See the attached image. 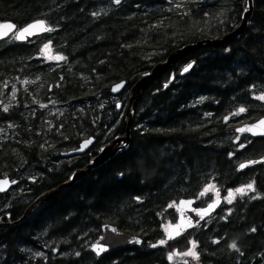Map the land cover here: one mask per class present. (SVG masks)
Masks as SVG:
<instances>
[{"label":"trees","instance_id":"16d2710c","mask_svg":"<svg viewBox=\"0 0 264 264\" xmlns=\"http://www.w3.org/2000/svg\"><path fill=\"white\" fill-rule=\"evenodd\" d=\"M103 5L0 0V21L19 28L43 19L52 27L31 42L0 41V177L17 179L10 191L28 185L9 201L10 192L0 195V217L11 223L0 229V264H264V165L237 171L264 155V138L233 133L264 115V0H253L245 33L229 47L200 49L143 92L132 108L128 151L12 224L125 133L128 93L142 75L183 45L230 33L246 10V0ZM48 54L58 59L50 63ZM89 138L84 154L60 162ZM248 184L254 190L236 192L194 229L165 241L180 199L203 206ZM105 224L141 238V246L94 255L88 245ZM189 249L195 259L174 257Z\"/></svg>","mask_w":264,"mask_h":264},{"label":"water","instance_id":"95a60500","mask_svg":"<svg viewBox=\"0 0 264 264\" xmlns=\"http://www.w3.org/2000/svg\"><path fill=\"white\" fill-rule=\"evenodd\" d=\"M252 14H253V0H246V10L243 13L242 21L240 25L237 28H235L233 31L219 38L203 39L195 43L183 45L181 48H178L172 51L165 58V60L160 61L157 64H155L151 68V70H149L146 74L142 75L134 83V85L129 90L127 104H126L125 112H124V117L126 119V130L122 136H117L118 138L124 137L126 140L125 147L127 148L123 152L128 151L129 146H130L129 136H130V124H131V118H132V108L141 100L143 92H145L156 80L164 76L172 68V66L176 65L178 62L182 61L186 57H189L190 55L199 51L200 49L202 48L220 49V48L229 47L235 40L239 39L245 33L247 26L252 19ZM4 24H11L14 27L11 30L6 29V28H0V41L13 35L15 40L19 43L31 42L35 40L36 38L51 31V30L47 31L44 29H52V27L43 19H37V20L31 21L28 24L22 27H19V28L11 21H0V25H4ZM33 24H37V25L42 24L43 28L38 26L34 29H30L29 32L24 33L23 36H20V33L22 32L23 29L28 28L29 25H33ZM193 65H194L193 62L186 64L183 67L180 74L182 75L187 74L189 70L193 67ZM185 68H188V71H185ZM124 86H125L124 82L114 85L111 88V95L114 97L117 96L122 91ZM255 122L242 123L233 129V133L237 135H246L251 138H264V134L245 133L246 130H245L244 125L253 124ZM241 129H244V131H241ZM117 137H114L110 139L108 142H106L105 144H103L99 148V150L103 148L107 143H110L113 139ZM93 143H94V138L83 140L79 144L77 149L71 150L67 153H63L62 155L68 158L72 156L82 155L91 147ZM110 149H111V154H109L107 157H104V158L97 157L98 151H99L98 150L97 154L89 161V163L86 166L73 171L69 175V178L67 179L66 182H64L63 184L59 185L58 187L50 191L43 193L38 198H36L33 201V203L26 209V211L24 212V215L18 221L12 224H16V223L23 221L25 218L29 216L32 210L36 208L38 205L52 200L61 189L65 187H72L74 184L80 182L91 171L96 170L100 168L101 166L105 165L107 162H109L111 159H113L119 154V153L116 154V150L112 148ZM241 164L246 165V167H244L243 169L251 165H264V155H262L261 157L257 159L248 160V161H244L240 163L237 166V171L243 170L240 168ZM3 181H7V184L0 183V187H3L4 189L3 191H0V195L9 193L10 190L18 182L17 179H13V178L6 177V176L0 177V182H3ZM222 202H223V197L221 195L213 199L212 201L208 202L204 206H195V203H196L195 198L180 199L177 202V206H176V221L166 226L165 240L167 242L174 241L177 238H179L184 232L194 229L198 224L204 222L208 217H210L218 209V207H220ZM182 203L183 205H181ZM178 205H179V208H178ZM210 205H212V207H209ZM197 211H200L201 213L195 214L194 212H197ZM8 218H9L8 215L0 217V229L8 225H11V223H6L2 221L3 219H8ZM180 218H181V221H180ZM167 227H169V229ZM141 244H142L141 238L135 235L128 234L122 231L121 229H119L115 225L105 224L101 227V234L96 239H94L92 242H90V244L88 245V250L96 256H101L115 249L136 248V247H140ZM100 249H103V251H100ZM98 251H99V255L97 254Z\"/></svg>","mask_w":264,"mask_h":264},{"label":"bare ground","instance_id":"6f19581e","mask_svg":"<svg viewBox=\"0 0 264 264\" xmlns=\"http://www.w3.org/2000/svg\"><path fill=\"white\" fill-rule=\"evenodd\" d=\"M263 117V116H262ZM260 117L261 119H257L253 122V124H245V130L246 132L245 133H252V134H262L264 133V125L261 124V121H264V117L262 118ZM243 126V127H244ZM130 138V136H129ZM128 144V143H127ZM126 145V140L124 137H121V138H115L113 139L110 143H107L103 148H101L99 151H98V156L99 158H104V157H107L109 154H111V149H114L116 150V154L117 153H121L123 151L126 150L127 147H125ZM94 160V159H93ZM92 160V161H93ZM183 205V203L181 204ZM178 208H179V205H178ZM195 214H200L201 212L200 211H197V212H194ZM180 221H181V218H180ZM179 221V223H180ZM169 229V227H167Z\"/></svg>","mask_w":264,"mask_h":264},{"label":"snow or ice","instance_id":"6c2138e0","mask_svg":"<svg viewBox=\"0 0 264 264\" xmlns=\"http://www.w3.org/2000/svg\"><path fill=\"white\" fill-rule=\"evenodd\" d=\"M116 2L119 3L120 0H116ZM38 26L41 27V28H43V25H42V24H41V25H37V24L29 25L28 28H25V29L22 30V32L20 33V36H23L24 33H28L30 29H34V28H36V27H38ZM13 27H14V26L11 25V24L0 25V28H6V29H9V30H11ZM44 30L50 31L51 29H44ZM45 47L47 48V45H46ZM61 59H62V58H61ZM189 67H190V66H189ZM185 71H188V68H185ZM114 90H115V89H114ZM258 99H260V100H264V96H260V97H258ZM239 111H240V112H243L244 109L241 108ZM261 124L264 125V121H261ZM241 131H244V129H241ZM254 134H255V133H254ZM262 134H264V133H262ZM89 142H90V141H89ZM244 167H246V165H244V164H241V165H240V168H241V169H243ZM0 183H2V184H7V181H3V182H0ZM210 187H214V186H210ZM3 190H4L3 187H0V191H3ZM208 190H209V189L206 188V189L204 190V192L201 193V195H204V193H206ZM247 190H248V191H252V190H254V188H253V184H248V185H247ZM236 192H238V193H240V194H245V189H244V188H239V189H236ZM231 195H232V193H229V196H231ZM230 202H231V200H229V203H230ZM170 207H171V205H170ZM209 207H212V205H210ZM253 231H255V229H253ZM169 238H171V237H169ZM160 243L163 244V243H165V241H161ZM154 246H155V245H154ZM230 247L233 248V249H236V244H235V242H233L232 245H230ZM194 248H195V244H193V249H194ZM236 250H238V249H236ZM100 251H103V249H100ZM97 254L99 255V251L97 252ZM77 255H79V254H77ZM185 255H191V256H193L194 258H196V256H197V254H196V252H195L194 250L185 253ZM169 259H171V257H169Z\"/></svg>","mask_w":264,"mask_h":264},{"label":"rangeland","instance_id":"374dc122","mask_svg":"<svg viewBox=\"0 0 264 264\" xmlns=\"http://www.w3.org/2000/svg\"><path fill=\"white\" fill-rule=\"evenodd\" d=\"M104 1V5L103 6H107L109 3H110V0H103ZM111 1H114V0H111ZM47 58L49 59L48 60V62H54L55 60H57L58 58H56V57H54V56H52V55H50V54H48L47 55ZM119 103V102H118ZM120 105V104H119ZM56 107L54 106V109H55ZM69 159L68 158H66V157H62L61 159H60V162H63V161H68ZM30 178H33L32 176L30 177ZM32 183H34V182H32ZM26 187H28V185H24V184H21L20 185V187L18 188V189H16L15 191H10V196H7V197H5L4 199H5V201H9L11 198H13V196H14V194L15 193H23V192H25L26 190ZM245 189V193H247L248 192V190H247V187L246 188H244ZM229 193H232V195L231 196H229ZM228 194H226L224 197H223V199H224V201H226V202H228L229 200H231V199H233V197H234V195H235V193H236V191H232V192H229ZM219 196V194L218 193H215L214 195H213V199H215V198H217ZM212 199V200H213ZM165 230H166V226H165ZM193 249H189V250H187L186 252H184V253H181V254H174V257L177 259V260H181V261H186V258H191V259H195L193 256H191V255H185V253H187V252H189V251H192ZM28 252H31V251H28Z\"/></svg>","mask_w":264,"mask_h":264}]
</instances>
